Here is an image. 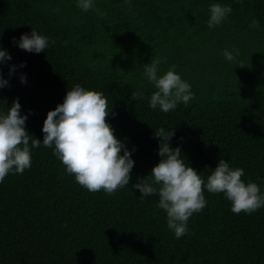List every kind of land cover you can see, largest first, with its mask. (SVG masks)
<instances>
[{
    "label": "trees",
    "instance_id": "obj_1",
    "mask_svg": "<svg viewBox=\"0 0 264 264\" xmlns=\"http://www.w3.org/2000/svg\"><path fill=\"white\" fill-rule=\"evenodd\" d=\"M77 3L0 0V45L12 57L0 65L9 85L0 89V114L17 99L26 131L42 143L43 121L67 90L103 92L115 136L135 149L131 180L113 195L90 193L66 174L54 147L31 149L30 169L0 182V264H264V207L234 214L223 193L205 189L207 206L176 239L158 195L140 197L132 187L159 163L153 134L162 127L174 129L170 147L205 179L224 159L264 194V0H93L103 16ZM216 3L232 12L208 28ZM32 30L48 38L44 52L13 43ZM233 49L240 54L228 62L222 53ZM154 58L167 61L158 76L175 65L191 85L187 106L149 107L156 89L144 67ZM137 91L144 98L132 100Z\"/></svg>",
    "mask_w": 264,
    "mask_h": 264
},
{
    "label": "clouds",
    "instance_id": "obj_2",
    "mask_svg": "<svg viewBox=\"0 0 264 264\" xmlns=\"http://www.w3.org/2000/svg\"><path fill=\"white\" fill-rule=\"evenodd\" d=\"M77 7L85 12L97 11L103 16L94 7L93 0H78ZM209 12L207 27L213 28L221 25L232 8L216 3L210 6ZM250 27L259 28L258 21L253 20ZM13 43L25 52L39 54L48 47L49 40L32 30L30 35H21L18 42L13 38ZM239 54V49L222 53L228 62L235 61ZM11 59L0 45V65ZM166 62L154 58L144 67L148 82L156 89L149 98V107L153 110L159 108L163 113L176 109L181 103L187 106L194 99L191 85L182 80L175 71V65L158 76L159 65ZM24 66L23 63L19 65ZM14 70L15 66H10L9 77ZM20 82L26 83L24 75L20 76ZM6 86H9L8 81L0 72V89ZM143 98L144 93L139 91L131 95L132 100ZM110 114L115 115L103 92L87 90L77 84L67 90L62 104L48 111L41 129V143L26 131L28 117L21 115V105L14 99L7 113L0 114V182L9 174H23L30 169L31 149L43 144L45 148L54 147L53 155L61 161L66 174L74 176L75 182L90 193L103 190L113 195L125 188L131 180L134 167L131 155L135 149L128 151L125 144L117 139L107 121ZM174 134V129L166 131L162 127L154 131V138L160 140L157 152L160 161L150 175L138 179L132 187L139 191L140 197L158 195L157 207L166 213L167 227L174 232L176 239L188 234L189 219L207 206L205 189L211 194L223 193L234 214H251L264 207V194L260 187L242 180L243 168H230L228 162L220 159L205 179V175L188 166L180 147H170L168 142Z\"/></svg>",
    "mask_w": 264,
    "mask_h": 264
}]
</instances>
